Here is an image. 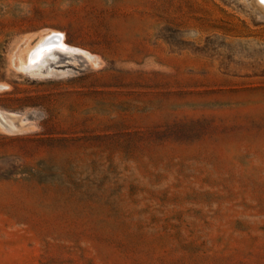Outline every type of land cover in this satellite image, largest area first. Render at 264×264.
<instances>
[{
    "label": "rangeland",
    "instance_id": "1",
    "mask_svg": "<svg viewBox=\"0 0 264 264\" xmlns=\"http://www.w3.org/2000/svg\"><path fill=\"white\" fill-rule=\"evenodd\" d=\"M0 264H264V5L0 0Z\"/></svg>",
    "mask_w": 264,
    "mask_h": 264
},
{
    "label": "bare ground",
    "instance_id": "2",
    "mask_svg": "<svg viewBox=\"0 0 264 264\" xmlns=\"http://www.w3.org/2000/svg\"><path fill=\"white\" fill-rule=\"evenodd\" d=\"M58 34V33H57ZM55 36V34L53 35V37ZM56 39H57V41L55 40V43H53L52 45H63V42H62V40L59 38V37H56ZM46 41V40H45ZM44 43V42H43ZM50 43V42H49ZM66 45V44H65ZM41 46V45H40ZM46 46V45H45ZM51 46V45H50ZM44 47V46H43ZM43 47H42V49H43ZM47 47H49L48 45H47ZM41 48V47H40ZM35 51H36V49H35ZM37 51H38V49H37ZM41 51V50H40Z\"/></svg>",
    "mask_w": 264,
    "mask_h": 264
},
{
    "label": "water",
    "instance_id": "3",
    "mask_svg": "<svg viewBox=\"0 0 264 264\" xmlns=\"http://www.w3.org/2000/svg\"><path fill=\"white\" fill-rule=\"evenodd\" d=\"M264 5V0H259Z\"/></svg>",
    "mask_w": 264,
    "mask_h": 264
}]
</instances>
